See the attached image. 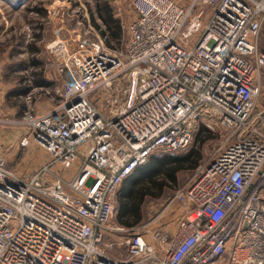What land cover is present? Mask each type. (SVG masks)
I'll use <instances>...</instances> for the list:
<instances>
[{"label": "built area", "instance_id": "built-area-1", "mask_svg": "<svg viewBox=\"0 0 264 264\" xmlns=\"http://www.w3.org/2000/svg\"><path fill=\"white\" fill-rule=\"evenodd\" d=\"M189 3L132 0L125 60L59 32L61 104L11 120L47 161L25 175L0 150V264H264V0ZM200 125L224 143L172 218L112 227L124 180Z\"/></svg>", "mask_w": 264, "mask_h": 264}, {"label": "rangeland", "instance_id": "rangeland-1", "mask_svg": "<svg viewBox=\"0 0 264 264\" xmlns=\"http://www.w3.org/2000/svg\"><path fill=\"white\" fill-rule=\"evenodd\" d=\"M176 1L183 6L190 5L189 0ZM20 2L23 3L19 5V10H16L15 5L9 7L0 1V25L3 27V30H0L2 76L0 90L8 99L2 109L7 110V115L10 112L9 106L10 110L14 109L8 120L14 118L20 120L26 112H34L37 115L49 113L61 104L62 100L57 91L62 89V82L58 77V62L54 57L53 46L57 35L64 29L81 31L85 38L101 44L103 48L122 60L126 59L130 24L135 17L132 0H21ZM106 9L121 26L123 34L120 41L111 37L115 24H106L102 21L109 15ZM261 38V41H264V28ZM39 79L44 80L47 85L37 86ZM199 127L208 129L205 125ZM199 127L196 128L191 145V147L195 145L194 148L197 151L199 149L202 155L199 167L193 171L180 172L176 183L171 182L165 175L158 176L152 183L136 181L132 186L133 189L144 188L150 194L144 198L141 205L143 217L140 223L134 224V220L131 219L128 221L131 225H122L118 216V201H116L117 210L112 227L135 228L142 233L144 231L148 237L155 226L172 218L179 207L177 200L172 202L177 193L189 184L198 169L224 143L225 133L210 129L208 130L212 132V138H207L208 136L202 133L200 141L207 139L203 143L200 141L195 143ZM22 132L20 127L0 128V150L8 159L9 169L31 175L40 164L47 161V156L38 149L20 147L19 137ZM88 149L89 144L82 154L85 155ZM165 154L173 153L156 152L157 156ZM162 185L164 190H158Z\"/></svg>", "mask_w": 264, "mask_h": 264}, {"label": "trees", "instance_id": "trees-1", "mask_svg": "<svg viewBox=\"0 0 264 264\" xmlns=\"http://www.w3.org/2000/svg\"><path fill=\"white\" fill-rule=\"evenodd\" d=\"M108 13V17L104 18L102 21L106 24H115V28L111 33V37L116 41H120L123 34L121 26L119 22L114 19L111 12ZM36 84L37 86L41 87L47 85V83L41 79H39ZM24 91L23 93L26 94V92ZM197 132L198 133L196 134L195 143L197 141H200V135L202 133H205L208 136L207 138H212V132L204 127H199V130ZM205 140L200 142L203 143ZM194 146H192L187 152L185 151V153L181 155L165 154L157 156L155 153L150 156L149 160L147 161L148 163L137 168L128 178L124 180L119 189V194L117 195V206L119 207L118 216L122 225H131V223L128 222L131 219L134 220V224L140 223V220L143 217L141 214V205L144 201V198L150 195L148 190L144 188L133 189V184L136 181L152 183L160 175H165L171 180V182L176 183L180 172L186 170H196L199 167L200 162L202 161V155L199 149L197 151ZM158 190H164L163 185L159 186Z\"/></svg>", "mask_w": 264, "mask_h": 264}, {"label": "crops", "instance_id": "crops-1", "mask_svg": "<svg viewBox=\"0 0 264 264\" xmlns=\"http://www.w3.org/2000/svg\"><path fill=\"white\" fill-rule=\"evenodd\" d=\"M0 1L4 2L9 7H12L15 5L16 10H19V5L23 3V2H20L21 0H0ZM189 2H190V0H189ZM0 30H3V27L1 25H0ZM1 80H2V76H1V72H0V85L2 86ZM6 102H8V99L6 96H4V92L2 93V91H1L0 92V117L6 118V119L0 118V128H15L14 126H12V121L10 122V120H8L10 118L9 115L11 114V116H12L14 109L12 108L10 110V106H9L8 111H10V112L8 113V115L6 114L7 110L2 109V107L5 106Z\"/></svg>", "mask_w": 264, "mask_h": 264}]
</instances>
